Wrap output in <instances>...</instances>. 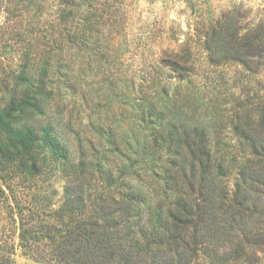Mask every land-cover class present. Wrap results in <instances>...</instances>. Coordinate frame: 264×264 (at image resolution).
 <instances>
[{"label": "trees", "instance_id": "trees-1", "mask_svg": "<svg viewBox=\"0 0 264 264\" xmlns=\"http://www.w3.org/2000/svg\"><path fill=\"white\" fill-rule=\"evenodd\" d=\"M46 2L0 0V41L17 39L20 44L15 67L2 66L0 71L5 75L0 80V194L12 192L4 199L20 242L31 247L38 221L25 215L18 202L12 205L17 183L33 182L47 170V162H68L65 198L77 207L78 220L74 232L66 226L55 233L57 262L264 264V94L237 100L232 115L211 127L202 116L176 113L173 98L162 107L144 101L142 118L153 147L165 155L160 197L149 203L129 184L118 195L109 188L92 198L86 194L87 179L92 178L86 159L70 161L69 149L50 123L28 122L47 115L51 69L59 49L80 40L89 43L96 22L93 2L59 0L56 13L45 14ZM51 23L61 32L45 35L43 27ZM245 38L238 40L233 15L201 22L198 29L209 61L241 60L247 66L254 63L257 70L264 65L263 36L256 31ZM241 55L257 60L243 61ZM168 65L179 68L177 63ZM224 129L233 133L237 149L221 136ZM107 178L115 180L113 173Z\"/></svg>", "mask_w": 264, "mask_h": 264}, {"label": "rangeland", "instance_id": "rangeland-1", "mask_svg": "<svg viewBox=\"0 0 264 264\" xmlns=\"http://www.w3.org/2000/svg\"><path fill=\"white\" fill-rule=\"evenodd\" d=\"M191 1L193 7L186 0H92L96 22L89 43L80 40L57 50L47 115L28 123H50L69 149L70 161L86 159L92 171L86 194L92 198L109 188L118 195L129 184L149 203L160 197L165 155L153 147L142 118L144 101L162 107L173 98L176 113L183 118L202 116L211 127L231 116L236 102L264 94V65L256 70L254 63L247 66L241 60L212 63L198 39L201 22L220 17L225 21L230 15L236 17L239 41L256 31L264 39V0ZM58 6L59 0H47L45 14H55ZM43 29L49 35L62 28L51 23ZM17 42L0 41V58L5 62L0 61V71L2 66L15 67ZM239 57L257 60L256 56ZM169 63H177L178 70ZM4 79L1 74L0 80ZM232 134L224 129L221 136L236 147ZM47 165L33 182L17 183L12 201L38 221L31 247L20 242L9 202L4 199L12 192L6 189V194H0L3 264H61L54 254L59 243L55 233L61 234L66 226L75 231L78 209L65 198L71 173L68 162ZM110 173L115 180L107 178Z\"/></svg>", "mask_w": 264, "mask_h": 264}, {"label": "water", "instance_id": "water-1", "mask_svg": "<svg viewBox=\"0 0 264 264\" xmlns=\"http://www.w3.org/2000/svg\"><path fill=\"white\" fill-rule=\"evenodd\" d=\"M187 1V3L191 6V7H193V5H192V1L191 0H186Z\"/></svg>", "mask_w": 264, "mask_h": 264}]
</instances>
